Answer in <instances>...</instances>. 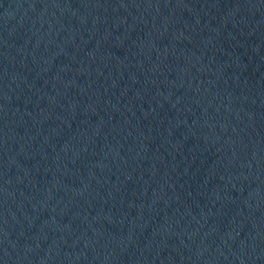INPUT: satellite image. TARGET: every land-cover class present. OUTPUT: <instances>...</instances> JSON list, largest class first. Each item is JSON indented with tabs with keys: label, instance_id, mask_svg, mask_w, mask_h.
I'll return each instance as SVG.
<instances>
[{
	"label": "water",
	"instance_id": "obj_1",
	"mask_svg": "<svg viewBox=\"0 0 264 264\" xmlns=\"http://www.w3.org/2000/svg\"><path fill=\"white\" fill-rule=\"evenodd\" d=\"M264 167V0H0V264H217Z\"/></svg>",
	"mask_w": 264,
	"mask_h": 264
}]
</instances>
